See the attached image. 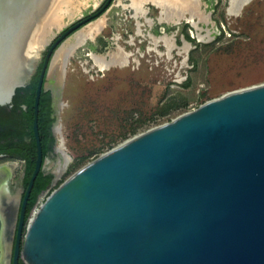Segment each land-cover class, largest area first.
Masks as SVG:
<instances>
[{
  "label": "water",
  "instance_id": "water-1",
  "mask_svg": "<svg viewBox=\"0 0 264 264\" xmlns=\"http://www.w3.org/2000/svg\"><path fill=\"white\" fill-rule=\"evenodd\" d=\"M7 1L0 0V39L8 41L9 24L21 12ZM94 19L62 29L40 55L38 153L22 187L9 264H264V83L211 99L101 154L56 187L25 224L31 190L47 163L38 111L52 57ZM9 46L0 43V81ZM28 82L12 84L0 106Z\"/></svg>",
  "mask_w": 264,
  "mask_h": 264
},
{
  "label": "rangeland",
  "instance_id": "rangeland-1",
  "mask_svg": "<svg viewBox=\"0 0 264 264\" xmlns=\"http://www.w3.org/2000/svg\"><path fill=\"white\" fill-rule=\"evenodd\" d=\"M106 1L66 0L64 8L75 15L65 18L63 29L94 14ZM155 1L113 0L99 16L105 18L104 30L70 60L53 109L57 114L59 100L62 137L71 160L33 210L71 174L127 139L228 92L264 83V0H251L238 15L230 13L238 0H164L169 12L193 16V22L178 25L159 20ZM199 33L206 42L198 40ZM184 41L192 46L187 55L182 53ZM118 48L130 56L124 66L100 71L88 56ZM50 84L47 79L48 90ZM55 145L56 140L45 165L49 174L57 161ZM3 161L17 165L12 183L22 188L24 161Z\"/></svg>",
  "mask_w": 264,
  "mask_h": 264
},
{
  "label": "bare ground",
  "instance_id": "bare-ground-1",
  "mask_svg": "<svg viewBox=\"0 0 264 264\" xmlns=\"http://www.w3.org/2000/svg\"><path fill=\"white\" fill-rule=\"evenodd\" d=\"M14 1L17 9L21 12L20 16L9 24L11 27L7 32L11 35L10 39L8 41L6 37H1L0 39V43L4 44L8 42V45H10L7 48L10 51L9 56L5 60V63L2 62L6 65V69L4 71L5 74L2 72L3 82L0 81V103L7 100L12 84L27 83L30 80L46 45L67 26L65 18L67 17L69 20H72L75 15L69 8H64V5L67 4L66 0ZM250 1L238 0L230 9V13L238 15ZM7 2L10 9H12V0H8ZM155 2L161 9L159 19L161 22L178 25L182 20L194 21L193 16L187 18L182 12L175 10L169 12L164 0ZM139 11L142 15L146 14V11H141V8ZM105 23L104 17L94 19L71 34L57 48L52 57L47 75V79L52 81L50 89L53 91L55 97L59 96L63 88L70 60L88 42L94 41L101 34L105 28ZM197 38L200 42H206L207 39V37L200 33ZM191 49V44L184 41L182 53L187 55ZM88 56L100 71H105L118 65L124 66L128 63L130 57L120 48L114 52L107 53L90 52ZM61 110L62 103L58 100L57 116L53 129L56 138L54 152L57 155V161L50 165V169L56 178H59L66 171L71 160L66 152L62 137ZM16 167L17 165L12 163L0 168V264H9L15 218L22 193V188L13 186L12 183ZM11 185L13 188H11ZM38 209L39 207L33 210V213L29 217L30 221Z\"/></svg>",
  "mask_w": 264,
  "mask_h": 264
},
{
  "label": "trees",
  "instance_id": "trees-1",
  "mask_svg": "<svg viewBox=\"0 0 264 264\" xmlns=\"http://www.w3.org/2000/svg\"><path fill=\"white\" fill-rule=\"evenodd\" d=\"M102 7L94 13L95 18L103 14V12H100ZM41 67L42 63L31 82L23 88H18L15 92L12 101V122L14 123L12 133L0 134V152L12 154V157L24 161L23 185L25 190L32 177L38 153L33 131V121L35 96ZM54 122L55 112L53 109L52 92L51 90L45 91L42 89L38 111V133L44 160L54 147L55 138L52 129ZM52 180L53 175L46 174L43 170L37 175L26 206L25 224L28 222L39 196L50 188ZM19 264L26 263L20 259Z\"/></svg>",
  "mask_w": 264,
  "mask_h": 264
},
{
  "label": "flooded vegetation",
  "instance_id": "flooded-vegetation-1",
  "mask_svg": "<svg viewBox=\"0 0 264 264\" xmlns=\"http://www.w3.org/2000/svg\"><path fill=\"white\" fill-rule=\"evenodd\" d=\"M12 126H14V123L12 122V102H11L10 104L0 106V134L12 133ZM7 158H12V154L0 152V161ZM4 164H12V163L8 161H3L2 163H0V166ZM11 188H13L12 185Z\"/></svg>",
  "mask_w": 264,
  "mask_h": 264
},
{
  "label": "built area",
  "instance_id": "built-area-1",
  "mask_svg": "<svg viewBox=\"0 0 264 264\" xmlns=\"http://www.w3.org/2000/svg\"><path fill=\"white\" fill-rule=\"evenodd\" d=\"M41 203H42V202H40V204H41ZM36 208H38V207H36ZM36 208H35V209H36Z\"/></svg>",
  "mask_w": 264,
  "mask_h": 264
}]
</instances>
